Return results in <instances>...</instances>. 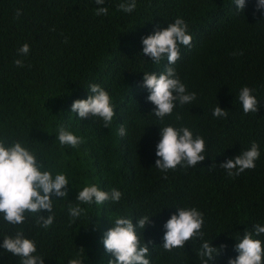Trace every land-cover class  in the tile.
Wrapping results in <instances>:
<instances>
[{
    "label": "trees",
    "instance_id": "16d2710c",
    "mask_svg": "<svg viewBox=\"0 0 264 264\" xmlns=\"http://www.w3.org/2000/svg\"><path fill=\"white\" fill-rule=\"evenodd\" d=\"M124 2L0 0V142H20L43 164L41 171L64 174L69 182L68 197H53L55 219L47 229L31 214L15 227L0 214V245L5 236L23 231L44 264H68L80 249L82 264H109L114 257L102 240L111 223L122 217L135 225L147 216L149 225L137 234L149 247L150 264H201V240L171 252L162 247L167 220L177 208L194 207L204 216L203 240L217 249L227 246L213 264H228L238 255L234 248L244 232L264 226V10L256 11L257 0H246L244 11L233 0H136L135 10L125 13L118 10ZM100 7L108 14L97 15ZM177 18L188 25L192 42L180 46L173 67L196 100L177 103L161 121L141 85L143 73L160 74L169 65L143 56L142 38ZM24 44L30 51L20 55ZM91 84L110 95L115 116L108 128L71 110L74 101L88 98ZM245 86L259 102L257 113L243 112L238 96ZM217 106L228 111L227 118L213 116ZM164 126L187 127L194 137H203L205 161L161 173L155 167L156 145ZM60 127L83 142L77 148L62 146ZM253 142L260 151L254 169L233 177L219 167ZM90 185L116 189L121 200L78 202V192ZM70 204L84 210L74 222ZM253 238L264 248V234ZM0 264H20V258L0 247Z\"/></svg>",
    "mask_w": 264,
    "mask_h": 264
},
{
    "label": "clouds",
    "instance_id": "9594fccd",
    "mask_svg": "<svg viewBox=\"0 0 264 264\" xmlns=\"http://www.w3.org/2000/svg\"><path fill=\"white\" fill-rule=\"evenodd\" d=\"M97 5H104L105 0H95ZM238 11H244L246 0H233ZM136 8V0H126L118 5V10L131 13ZM264 10V0H257L256 11ZM20 13L18 12L17 15ZM97 15H107L108 8L100 7ZM192 36L188 34V25L182 18H177L174 23L168 24L167 28L158 29L153 34L142 38L143 56L151 58L155 64L166 59L168 67L163 73H143L142 87L149 91L148 102L155 106L153 114L161 121L166 116H171L177 103L182 107L196 100L195 93H188L186 86L180 81L173 65L180 59V46L190 47ZM30 51L29 45L24 44L19 49L20 55H26ZM18 67H23L22 60H15ZM252 89L243 87L239 92V102L243 106L245 114L257 113L259 102ZM89 96L84 100H76L71 106L73 113H77L79 119L87 120L98 118L103 121V126L108 128L115 116L111 98L98 84L89 85ZM216 118H227L228 111L222 110L220 106L213 109ZM177 120L181 117L177 115ZM121 137L126 135L123 125L119 128ZM59 143L62 146L77 148L83 141L72 132L60 127L58 130ZM206 145L203 137H194L192 131L187 127L164 126L160 128V140L156 145L155 167L161 173L176 170L178 166L188 169L195 167L205 161L203 155ZM260 157L259 145L252 143L249 150L243 151L234 159H229L220 168L225 169L229 176H238L245 170L254 169L255 161ZM43 164L39 163L33 152L22 146L20 142H14L6 146L0 142V214L3 220L12 226L23 224L28 214H31L36 225L49 228L55 219L53 214V197L56 199L66 198L69 195V182L64 174L52 175L50 171H41ZM214 167V166H213ZM165 178H167L165 176ZM122 193L116 189L110 192L100 190L96 185L83 187L78 192L77 201L85 205L93 203L102 205L112 201L118 203ZM69 215L78 219L84 211L81 207L69 205ZM47 212L48 215L43 213ZM150 223L147 216L138 218L137 224L128 218L117 217L104 234L102 243L108 254L114 257L109 264H150L146 257L149 247L144 242L141 245L137 229H146ZM204 225L203 213L198 209L177 208L176 213L164 224L165 234L162 247L171 252L173 249H182L188 241H203L198 256L201 264H212L221 249L212 247L203 240L205 233L202 231ZM264 234V226L254 225L253 231L246 230L244 235L237 241L234 250L238 255L228 260V264H262L264 248L262 241L253 238ZM6 252L14 257L20 258V264H44V259L38 255L34 241L25 238L23 231H17L15 236H5L3 244L0 245ZM80 249L77 257L70 259L68 264H82Z\"/></svg>",
    "mask_w": 264,
    "mask_h": 264
}]
</instances>
